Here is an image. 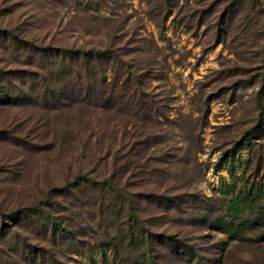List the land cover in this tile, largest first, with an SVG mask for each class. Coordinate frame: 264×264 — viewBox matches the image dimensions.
Here are the masks:
<instances>
[{
	"label": "rangeland",
	"instance_id": "obj_1",
	"mask_svg": "<svg viewBox=\"0 0 264 264\" xmlns=\"http://www.w3.org/2000/svg\"><path fill=\"white\" fill-rule=\"evenodd\" d=\"M0 264H264V0H0Z\"/></svg>",
	"mask_w": 264,
	"mask_h": 264
},
{
	"label": "trees",
	"instance_id": "obj_2",
	"mask_svg": "<svg viewBox=\"0 0 264 264\" xmlns=\"http://www.w3.org/2000/svg\"><path fill=\"white\" fill-rule=\"evenodd\" d=\"M112 52L110 49H104V50H93L90 49L88 51L83 50H68L64 54V58H68L69 61L75 60L82 68H84L85 71V77H86V83L89 85V87L96 88L95 85H98V87H102L106 85L107 81L105 77L103 76L102 72V65L101 62H110L113 60ZM93 64H100L98 77L96 78L94 75V70L91 68L93 67ZM101 95L104 97L106 96L105 93H101ZM110 99V98H108ZM239 236V235H238ZM242 237V236H241ZM239 237V238H241Z\"/></svg>",
	"mask_w": 264,
	"mask_h": 264
}]
</instances>
